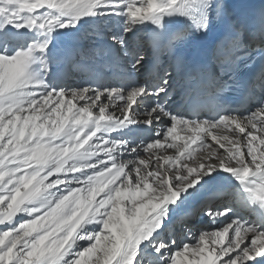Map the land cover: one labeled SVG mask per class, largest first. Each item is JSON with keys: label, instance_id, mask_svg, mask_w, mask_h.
Segmentation results:
<instances>
[{"label": "snow or ice", "instance_id": "snow-or-ice-1", "mask_svg": "<svg viewBox=\"0 0 264 264\" xmlns=\"http://www.w3.org/2000/svg\"><path fill=\"white\" fill-rule=\"evenodd\" d=\"M0 264H264V0H0Z\"/></svg>", "mask_w": 264, "mask_h": 264}, {"label": "bare ground", "instance_id": "bare-ground-1", "mask_svg": "<svg viewBox=\"0 0 264 264\" xmlns=\"http://www.w3.org/2000/svg\"><path fill=\"white\" fill-rule=\"evenodd\" d=\"M212 131H213L214 134H218V133H219L220 131H222V130H219V129L216 130V129H215V130H212ZM178 134H180V135H184V133H183V132H180L179 130H178ZM180 142L182 143L183 141H180ZM172 151H174V150H169L170 153H171ZM197 155H199V152L197 153ZM196 227H199V225H197ZM196 227L193 228V231L196 230ZM177 243L180 244L181 242L177 240ZM178 259H180V258H178Z\"/></svg>", "mask_w": 264, "mask_h": 264}, {"label": "rangeland", "instance_id": "rangeland-1", "mask_svg": "<svg viewBox=\"0 0 264 264\" xmlns=\"http://www.w3.org/2000/svg\"><path fill=\"white\" fill-rule=\"evenodd\" d=\"M177 240H178V241H180V242H182V241H183V242H185V243L189 242V240H188V239H184V238H182V237H179V236L177 237Z\"/></svg>", "mask_w": 264, "mask_h": 264}]
</instances>
